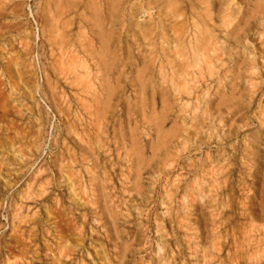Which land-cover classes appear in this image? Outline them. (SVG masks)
Returning a JSON list of instances; mask_svg holds the SVG:
<instances>
[{
  "label": "rangeland",
  "instance_id": "374dc122",
  "mask_svg": "<svg viewBox=\"0 0 264 264\" xmlns=\"http://www.w3.org/2000/svg\"><path fill=\"white\" fill-rule=\"evenodd\" d=\"M0 264H264V0H0Z\"/></svg>",
  "mask_w": 264,
  "mask_h": 264
}]
</instances>
